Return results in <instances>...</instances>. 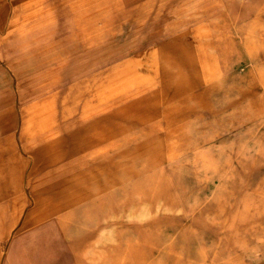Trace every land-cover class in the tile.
<instances>
[{
	"label": "rangeland",
	"instance_id": "1",
	"mask_svg": "<svg viewBox=\"0 0 264 264\" xmlns=\"http://www.w3.org/2000/svg\"><path fill=\"white\" fill-rule=\"evenodd\" d=\"M0 145V264H58L44 185L85 160L179 206L92 264H264V0H0Z\"/></svg>",
	"mask_w": 264,
	"mask_h": 264
},
{
	"label": "crops",
	"instance_id": "2",
	"mask_svg": "<svg viewBox=\"0 0 264 264\" xmlns=\"http://www.w3.org/2000/svg\"><path fill=\"white\" fill-rule=\"evenodd\" d=\"M9 106V102L4 103L5 109ZM20 160L17 174L23 177L26 162L23 157ZM11 162V145L9 149L0 145V170H4V176L0 177H4V182L11 181ZM96 162L85 160L83 166L75 162L44 185L51 183L58 187L54 186L51 193L52 220L37 227L36 243L38 248H54L58 264H92L94 244L102 248L112 240L123 238V233L142 230L141 226L151 221L156 224L160 208L179 211L178 205L158 198V190L162 188L157 187L154 175L132 176L116 187H105L95 194L90 190L78 192L77 183L88 178L87 171ZM66 183L70 186L62 191Z\"/></svg>",
	"mask_w": 264,
	"mask_h": 264
}]
</instances>
